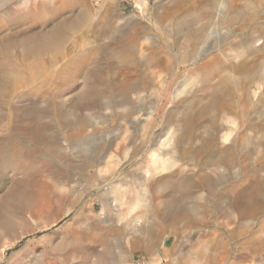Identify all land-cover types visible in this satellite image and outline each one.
Here are the masks:
<instances>
[{
	"label": "rangeland",
	"instance_id": "rangeland-1",
	"mask_svg": "<svg viewBox=\"0 0 264 264\" xmlns=\"http://www.w3.org/2000/svg\"><path fill=\"white\" fill-rule=\"evenodd\" d=\"M223 1L257 11L253 27L237 19L233 29L223 28V41L242 38L245 48L255 36L252 89L259 129L249 158L235 157L223 164L222 180L211 173L210 183H201L192 160L148 162L153 146L142 143L141 127L146 106L127 125L116 117L110 95L76 104L84 70L101 54L91 51L83 63L76 57L94 50V41L109 42L130 29L165 51L166 40L175 36L139 18L134 0H0V63L19 72L7 85L0 78V264H264V0ZM163 2L168 0H150V8ZM60 27V43L38 53L27 50L28 41ZM168 68L155 71L161 79L153 104L158 121L188 66ZM31 110L36 114L29 116ZM225 118L230 121L223 124V147L246 132V118ZM232 154L239 155L237 146ZM146 169H155L154 175L132 176ZM175 171L190 174L189 180L173 176L168 182L165 175ZM172 185L179 189L172 192ZM251 190L258 192L259 207L242 211ZM171 198L177 207L166 204ZM104 201L111 204L103 207ZM79 211L83 216L75 218ZM204 241L208 247L195 254Z\"/></svg>",
	"mask_w": 264,
	"mask_h": 264
},
{
	"label": "bare ground",
	"instance_id": "bare-ground-1",
	"mask_svg": "<svg viewBox=\"0 0 264 264\" xmlns=\"http://www.w3.org/2000/svg\"><path fill=\"white\" fill-rule=\"evenodd\" d=\"M134 1L139 10V18L146 19L151 24L153 22L160 31L168 36L171 33L175 37L166 40L165 51L159 47L154 48L147 42L146 37L142 38L143 35H140L139 31L130 29L117 31L116 36L111 37L109 42L94 41V50L83 49L81 55L76 57L77 61L83 63L90 58L91 51L101 54L98 58L91 57L93 68L87 67L84 70L86 83L76 104L83 101V106L89 105L99 101L102 96L110 95L119 109L116 117L125 124L128 122L127 125L133 120H139L141 109L146 106L148 115L142 118L141 127L146 129L142 143H150L153 146L149 156L146 155L148 162L156 164L165 159L163 157L173 160L189 159L198 165L196 177L201 183H210L211 173L216 175L218 182L223 178V164L251 156L259 129L256 122L258 120L255 121L254 115L256 91L252 89L257 75L253 60L257 50L254 45L255 36L250 37L244 48L246 43L242 38L223 41V28L233 29V23L237 19L241 24L250 21L248 27L251 28V21H254L257 11L253 5L237 9L223 0H168L154 9L150 8V0ZM109 31H114V27L111 26ZM62 33L60 27L47 37L28 41L26 48L30 52L38 53L48 46L60 43L63 39ZM83 33L85 34V31ZM5 65L0 63L3 85L16 81L19 76L14 65ZM186 65L188 68L173 85L161 120L158 121V111L156 112L153 104L161 79H156L155 71L160 67H169L170 71ZM141 66L144 67L143 71ZM235 73L240 78H236ZM35 114L34 110L28 113L29 116ZM64 114L71 115L67 110ZM230 115L246 118V132L235 140L233 138L230 144L223 147V124L230 121L225 118ZM84 140V137L77 135L75 141L79 145ZM131 141L133 138L129 140ZM234 146L239 149V155L232 154ZM256 147L258 148L257 145ZM152 171L155 169H146L142 175L134 171L132 176L146 180V176L154 175ZM189 175L183 171H175L165 176L169 178L168 182H171L173 176L185 181L189 180ZM171 188L174 192L179 186L172 185ZM256 193L258 195L256 190L246 193L247 207H243L242 211L246 209L252 212L259 207L255 201ZM174 201L175 199L171 198L166 200V204L177 207ZM110 204V201H104L103 207ZM192 209L189 211L192 212ZM93 210L94 205L91 208V211ZM82 216L81 211L75 214V218ZM147 228L149 237L153 238L154 226ZM199 247L195 254L201 256L202 249L208 247L207 241ZM195 257L196 255L193 258Z\"/></svg>",
	"mask_w": 264,
	"mask_h": 264
},
{
	"label": "crops",
	"instance_id": "crops-1",
	"mask_svg": "<svg viewBox=\"0 0 264 264\" xmlns=\"http://www.w3.org/2000/svg\"><path fill=\"white\" fill-rule=\"evenodd\" d=\"M163 96H164V95H163ZM160 101H161V100H160ZM160 101H159V102H160Z\"/></svg>",
	"mask_w": 264,
	"mask_h": 264
}]
</instances>
